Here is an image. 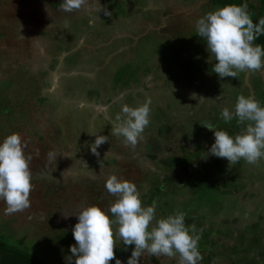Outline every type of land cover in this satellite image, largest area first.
Returning a JSON list of instances; mask_svg holds the SVG:
<instances>
[{
	"label": "rangeland",
	"instance_id": "obj_1",
	"mask_svg": "<svg viewBox=\"0 0 264 264\" xmlns=\"http://www.w3.org/2000/svg\"><path fill=\"white\" fill-rule=\"evenodd\" d=\"M225 1L87 0L65 13L62 0H0V142L19 134L33 184L28 209L6 215L0 201L3 241L25 237L37 257L74 264L76 214L95 205L114 219L104 185L116 175L137 186L143 206L156 203L157 220L185 214L201 236L198 264H264V158L230 166L208 154L214 133L203 126L235 136L245 125L225 122L222 109L234 111L240 95L264 107V68L218 77L197 34V20ZM248 4L259 17L260 1ZM149 97L150 123L126 145L112 134L116 116ZM96 134L108 136L99 156ZM133 248L117 241L116 259L127 264ZM177 259L145 253L138 264Z\"/></svg>",
	"mask_w": 264,
	"mask_h": 264
},
{
	"label": "clouds",
	"instance_id": "obj_2",
	"mask_svg": "<svg viewBox=\"0 0 264 264\" xmlns=\"http://www.w3.org/2000/svg\"><path fill=\"white\" fill-rule=\"evenodd\" d=\"M86 3L87 0H62L59 10L73 13L81 10ZM98 11L111 15L101 7ZM196 31L206 42L209 55L216 61L213 71L218 77L236 78L240 72L255 73L264 68V47L254 44L255 39L264 34V17L254 23L247 4H227L205 14L197 20ZM151 103L149 97L135 108L122 106L112 134L123 137L126 145L135 147L150 123ZM221 116L225 122L236 118L237 123L245 127L239 134L231 136L224 130H215L211 123L204 124L214 133V143L208 154L226 159L230 166L241 159L254 165L264 158V107L254 97L238 96L234 111L224 108ZM95 136L91 152L99 156L97 149L108 142V136ZM25 147L16 133L0 142V201L6 204V215L22 212L31 206L33 184L29 165L32 157L25 155ZM57 156V152L49 151V164L56 163ZM104 187L116 197L108 208L114 219L95 205L84 207L76 214L77 223L72 229L76 243L70 246V252L75 257L74 264H109L112 260L121 264L114 253L117 241H122L125 246L134 245L127 264H138L145 253L149 257H176L177 264H198L203 260L198 251L201 236L190 234L196 233L197 229L194 224L185 225L183 212L157 220L156 203L143 206L134 183L110 175Z\"/></svg>",
	"mask_w": 264,
	"mask_h": 264
},
{
	"label": "trees",
	"instance_id": "obj_3",
	"mask_svg": "<svg viewBox=\"0 0 264 264\" xmlns=\"http://www.w3.org/2000/svg\"><path fill=\"white\" fill-rule=\"evenodd\" d=\"M259 1H260L259 17L251 14L249 10L250 6L248 4V0L225 1L219 4V6L223 7L227 4H235V5L247 4V11L250 15V18L253 20L254 23H257L260 18L264 17V0H259ZM254 44H259L261 47H264V34L258 36L255 39ZM3 240L10 241L8 239L0 237V264H50L48 261L37 257L33 253H30L25 248L26 245H28L25 244L26 241L25 237L13 241L15 243L6 242Z\"/></svg>",
	"mask_w": 264,
	"mask_h": 264
}]
</instances>
